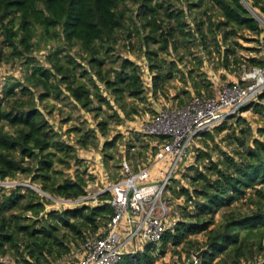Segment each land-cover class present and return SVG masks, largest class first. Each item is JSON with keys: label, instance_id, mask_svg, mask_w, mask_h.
<instances>
[{"label": "trees", "instance_id": "trees-1", "mask_svg": "<svg viewBox=\"0 0 264 264\" xmlns=\"http://www.w3.org/2000/svg\"><path fill=\"white\" fill-rule=\"evenodd\" d=\"M130 2L136 4V11H132ZM187 7L196 10L193 26L174 0H0V36L7 50L5 58L21 59L26 67L23 80L12 79L0 95V179L29 174L30 181L49 194L64 199L88 194L83 174L64 175V170L78 160L76 147L54 129L39 103L60 100L67 94L79 107L92 111L94 92L101 102L111 106L99 93L102 84L127 117L139 114L134 100L143 102L146 98L139 67L128 58L114 55L122 34L140 38L145 46L154 94H166V83L182 72L177 61H167L159 53L169 49L177 52L180 47L189 50L199 38L205 45V32L221 35V42L217 40L215 45L221 56L219 65L227 68L230 55L235 64L247 62L246 69L260 64L259 57L245 60L235 56L236 42L230 38L238 29L255 34L258 42L261 36L264 38L263 29L252 14L256 10L264 18V0H187ZM38 38L45 43L57 41L45 57L47 67L31 55L34 39ZM222 43L226 45L223 50ZM155 44L158 48L153 47ZM73 48H77L74 54L70 53ZM3 55L0 48V57ZM197 85L195 82L196 94L209 92H200ZM184 104L180 100L176 106ZM96 109L99 112L100 107ZM250 110L264 117V91L240 108V115L213 127L216 132L231 128L221 139L227 142L228 149L222 150L215 143L219 153L214 158L207 147L194 144L193 162L185 166L192 172L186 175L189 187L174 190L184 197L183 215L163 233L155 247L157 257L167 245L179 255L177 247L181 245L189 258L205 248L196 264H264V253L260 262L256 259L257 254L264 252V190L255 189L256 201H251L252 194L247 195L249 189L264 185V126L253 128L247 122L242 115ZM232 118L234 127L226 123ZM108 122L103 116L97 124L103 134ZM213 129L202 132L198 138L214 140ZM71 131L77 133L76 144L87 147V135L77 127ZM111 148L114 140L103 142L106 161L113 158ZM176 180L172 178L168 189L173 188L172 182ZM20 189L17 186L4 195L0 188V257L11 260H0V264L59 263L69 256L73 245L81 246L100 231L113 212L108 203L46 211L45 203L36 199L32 189ZM107 196L108 193L102 197ZM245 196L254 208L241 213L233 202ZM189 204L193 207L191 213H187ZM222 208L226 211L216 221L215 213ZM26 210L32 211L33 217H27ZM43 211L45 216L38 217ZM201 233L205 235L203 244L193 249L197 241L189 237ZM155 262L156 254L147 244L141 251L122 254L114 264ZM189 264H194L193 260Z\"/></svg>", "mask_w": 264, "mask_h": 264}, {"label": "rangeland", "instance_id": "rangeland-1", "mask_svg": "<svg viewBox=\"0 0 264 264\" xmlns=\"http://www.w3.org/2000/svg\"><path fill=\"white\" fill-rule=\"evenodd\" d=\"M174 1L178 7L185 10L188 17L187 22H190V26H193L192 17L193 15H196V10H188L187 0ZM244 4L246 6L248 5L245 1ZM130 7L132 11H136V4L130 2ZM252 14L258 18L259 24L264 33V18L256 10H252ZM203 29L206 31L205 28ZM132 33H134V31H132ZM205 33L207 35L204 39L206 41L205 45L202 44V40L199 38L200 40L196 39L195 45L189 50L184 47H180L177 52L169 49L166 53H159L158 56L167 59V61H177V66L182 71L175 78L166 83V94H163L160 91L156 94L152 92V74L148 70L149 64L145 56V46H142L141 39L136 38L135 36L127 38L126 34L121 35L114 55H119L122 58H128L139 67L140 78L146 95L143 102L134 100L139 114L127 117L125 113H123L116 106V104H114L110 91L106 90L102 84H99V93L102 97H105L109 101L111 106L101 102L100 98L96 96L94 92L92 94L94 108L92 111H86L79 107L67 94H64L60 100L48 99L44 103H39V106L43 108L46 113H48L47 118L54 129L62 134L61 137L65 141L76 147L78 160L72 162L69 169L64 170L65 176L73 177L76 172H80L88 182L87 190L89 193H92L99 188L106 187L118 178L120 174L119 163L122 159H126L134 169L142 166V164H148L150 162L149 157L151 145L155 139L145 135L142 132V127L155 115L158 110L164 107L176 106L179 104L180 100L182 103L189 101L192 95L196 94L197 88L194 86L195 82L198 83L197 86L200 92H208L211 91L213 87L219 86L220 83L237 80L241 72L246 70L247 62L235 64V62L232 61L233 56L230 55V64L227 68L219 65L221 56L215 50V45L217 40L219 43L221 42V39L219 38L221 35H218V33L216 34L215 31L213 34L210 32ZM256 37L257 36L255 34L247 31L246 29H238L230 38L231 41L236 42L234 45V55L238 57L240 56L245 60L252 56L259 57V42L255 40ZM1 39L2 38L0 36V48H2L4 55L2 58L0 57V95L6 83L10 82L12 79L23 80L26 72V67L22 63L23 60H7L5 58L7 50L2 45ZM230 40L228 39V42ZM34 43L35 46L31 54L32 57L47 67L48 64L46 63L45 57L49 51L53 50V48L57 45V41L45 43L38 38L34 39ZM221 46L222 50L226 47L225 43H222ZM153 47L158 48L156 44L153 45ZM76 49L77 48L71 49L70 53L74 54ZM181 56L183 58L179 61L178 59ZM189 70L192 72L190 75H187ZM207 83H210L208 88L205 87ZM45 104L47 105L46 108L43 107ZM98 107H100L99 112L96 109ZM49 110H51V113H49ZM96 113L100 114L95 116ZM103 116H106L109 121L106 126L105 134L101 132L97 125ZM242 116L246 118L247 122L253 128L257 125L264 126V117L261 113H256L250 110ZM234 121L235 118H232L226 123L227 125L231 124V126L234 127ZM241 125H243V123H241ZM74 127H77L80 130V133L87 135V147H80L76 144L77 133L71 131ZM230 129L231 128L227 127L225 130L220 132H216L213 129L212 134L214 140H204L200 137L195 139V143L203 149L207 147L212 156L216 158L219 153V149L216 148L215 143H217L222 150L228 149L227 142L222 141L221 139L230 131ZM115 137L116 139H114ZM113 140L114 148H111L110 150L113 153V158L106 161V152L102 149L103 142ZM147 143L148 145H146ZM168 167L169 164L166 169L164 168L165 171H167ZM191 174L192 172L188 171L187 167L184 168V170L179 174L176 182H172L173 188H167L165 193L162 195V201L168 209V220L170 216L175 217L176 220L177 217H182L185 206L184 197L178 196L175 191L183 186L189 187L188 177L186 175ZM10 181L11 182L7 181L5 183L6 186L2 187V193H4V195H8L11 190L17 187L18 183H21L22 185H19L22 187L20 191L26 192L28 188L32 189L38 197L36 199H40V201L45 203L46 211L68 207L63 204L64 198L49 194L43 191L38 184L32 183L30 181L29 174H19L16 178L10 179ZM14 182L17 184L15 185ZM12 185L14 187H12ZM259 187L264 190V185H259L247 191V195L252 194L251 201H256L257 196L255 195V189ZM246 197L247 196L233 202V207L239 209L241 213L248 212L254 208V204L246 201ZM192 211L193 207L189 204L187 213H191ZM225 211L226 210L223 208L219 209L215 213V220L219 221L222 213ZM25 214L27 217H33L32 211L26 210ZM43 215L45 216V211L40 212L38 217ZM189 239L197 241L196 245L193 247V249H197L198 246H202L201 244H203L202 242L205 239V235L203 233L196 234L190 236ZM137 240L139 244L143 241L139 237ZM146 245L147 243H142L141 247ZM150 246L152 252L156 254L155 264H189L193 260L194 253L191 254V257L189 258L187 251L182 249L181 245L177 247L180 251L179 255L173 251V248L170 245H167L165 252L158 257L157 254L159 252L153 245ZM71 249L72 250L68 256V260L66 261L65 258L63 261H66L65 264H71V262L79 258L82 253L80 244L73 245ZM202 249L204 250L205 248ZM263 253L264 252L256 255L258 262L262 260ZM7 261L11 262L10 259H7ZM246 264H255V261L247 262Z\"/></svg>", "mask_w": 264, "mask_h": 264}, {"label": "built area", "instance_id": "built-area-1", "mask_svg": "<svg viewBox=\"0 0 264 264\" xmlns=\"http://www.w3.org/2000/svg\"><path fill=\"white\" fill-rule=\"evenodd\" d=\"M259 58L260 64L243 70L236 81L220 83L207 94H193L183 106L158 110L142 127L145 135L155 139L148 164L134 169L122 159L115 181L92 193L63 200L65 206L108 203L113 211L100 231L82 243L81 255L71 264H114L124 253L141 251L142 243L158 247L166 229L177 222L172 216L167 219L168 209L162 195L172 178L178 179L185 166L193 162L195 139L225 119L238 115L240 108L264 91L263 37L259 40ZM7 181L11 182L9 178L0 179V188ZM106 193L109 196L103 198ZM138 237L143 240L140 244ZM7 259V256L0 257L5 263ZM64 260L56 264H65L68 257ZM197 260L193 256V262Z\"/></svg>", "mask_w": 264, "mask_h": 264}, {"label": "water", "instance_id": "water-1", "mask_svg": "<svg viewBox=\"0 0 264 264\" xmlns=\"http://www.w3.org/2000/svg\"><path fill=\"white\" fill-rule=\"evenodd\" d=\"M254 17H256V16H254ZM256 19L258 20V18L256 17ZM202 251H203V249L202 250H200L199 252H197V253H194L193 254V256L194 257H196V258H200L201 257V255H202Z\"/></svg>", "mask_w": 264, "mask_h": 264}]
</instances>
